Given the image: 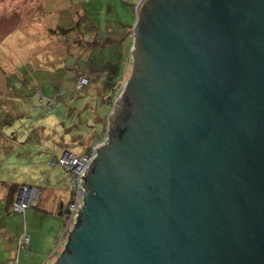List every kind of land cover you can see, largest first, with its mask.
I'll return each instance as SVG.
<instances>
[{
	"label": "water",
	"instance_id": "water-1",
	"mask_svg": "<svg viewBox=\"0 0 264 264\" xmlns=\"http://www.w3.org/2000/svg\"><path fill=\"white\" fill-rule=\"evenodd\" d=\"M133 35L52 264H264V0H139Z\"/></svg>",
	"mask_w": 264,
	"mask_h": 264
},
{
	"label": "rangeland",
	"instance_id": "rangeland-1",
	"mask_svg": "<svg viewBox=\"0 0 264 264\" xmlns=\"http://www.w3.org/2000/svg\"><path fill=\"white\" fill-rule=\"evenodd\" d=\"M138 2L0 0V264H52L64 249L55 240L64 217L55 213L72 186L65 169L50 160L64 144L82 153L105 136L103 118L113 107L103 99L104 77L78 88V75L87 65L102 69L112 62L122 90L131 72ZM48 99L57 100L53 112L45 107ZM24 184L40 188V196L25 212L13 211L12 188ZM46 200L50 210L43 208ZM27 235L41 248L34 242L20 248Z\"/></svg>",
	"mask_w": 264,
	"mask_h": 264
},
{
	"label": "built area",
	"instance_id": "built-area-1",
	"mask_svg": "<svg viewBox=\"0 0 264 264\" xmlns=\"http://www.w3.org/2000/svg\"><path fill=\"white\" fill-rule=\"evenodd\" d=\"M88 82L89 78L87 76H82L78 82V88L82 87ZM116 100H114V103L116 102ZM48 106L49 110L54 108V102L50 99L48 100ZM103 140L93 142V144L87 149V151L81 154H77L73 149H66L58 159L54 160L51 163L52 165L60 164L69 171L72 185L71 197L67 202L66 211L64 213L66 226L64 233L58 236L59 242L67 241L66 238L68 239L70 230L74 227L75 223H77V215H79V210L81 208L79 205L83 206L84 204V190L82 187L83 184L81 183V177L86 167L89 166L93 157L97 154V148ZM38 196V187L26 184L19 186L13 200V210L18 212H25L33 205ZM29 244L30 237L27 235L20 239L19 247L29 248Z\"/></svg>",
	"mask_w": 264,
	"mask_h": 264
},
{
	"label": "trees",
	"instance_id": "trees-1",
	"mask_svg": "<svg viewBox=\"0 0 264 264\" xmlns=\"http://www.w3.org/2000/svg\"><path fill=\"white\" fill-rule=\"evenodd\" d=\"M62 33H67V30L65 29V28H63L62 29ZM67 36V38H68V35H66ZM77 37H79V36H77ZM64 38H65V36H64ZM97 44L98 42H96V41H93V44ZM87 49H89V48H87ZM79 78H81L82 76H87L88 78H89V82L91 81V77H94V79H97L98 77H104L103 78V80L105 81V84H104V90H106L107 89V92H105L104 93V97H103V99H104V101H106L109 105H111L112 107H113V104H114V100H116V98H118L119 97V94H120V90H121V87H117V86H115L116 85V83H118L120 80V78H121V76L122 75H119V73H118V70H117V66H114L113 64H112V62H109V65H108V67H105V68H102V69H96V68H94L93 66H91V65H87V67H86V69L85 70H83L79 75ZM80 80V79H79ZM88 82V83H89ZM77 87H78V84H77ZM80 88H82V87H80ZM49 100V99H48ZM48 100L46 101V104H45V107L47 108V110L49 111V112H53V111H55L56 110V107H57V100L56 99H50V100H52L53 102H54V108L53 109H51V110H49V106H48ZM103 118V116L100 118V119H102ZM104 119V121H105V136L104 137H98L96 140H94L93 142H95V141H100V140H103L106 136H107V131H108V127H109V122H110V114H109V116L106 118H103ZM93 142H91L90 144H89V147L93 144ZM73 146H75V147H77L78 148V145H73ZM88 147V148H89ZM87 148V149H88ZM66 149H73L74 150V152H76L77 154H81V153H79V152H77L74 148H72V147H65L64 149H63V151H61V153L59 154V155H55L53 158H51V160H50V165L51 166H61V167H63L62 165H60V164H57V165H52L51 163L54 161V160H56V159H58L60 156H61V154L64 152V150H66ZM87 149L85 150V151H87ZM85 151H83L82 153H84ZM64 169H65V171H67L68 173H69V171L65 168V167H63ZM69 176H70V173H69ZM70 180H71V177H70ZM19 186V185H18ZM18 186H13V188H12V190H13V193H11V207H12V210H13V206H12V203H13V200H14V197H15V193H16V191H17V188H18ZM72 186V185H71ZM39 191H40V189H39ZM40 193V192H39ZM71 193H72V191H71ZM40 195V194H39ZM71 197V196H70ZM70 199V198H69ZM66 205H67V203H66ZM66 205H65V208L63 209V211H62V216L64 217V213H65V211H66ZM13 211H15V210H13ZM64 223H65V219H64ZM65 226H66V223H65ZM59 236V235H58ZM58 236L56 237V242H57V248H59L60 246H62V245H64V243L65 242H63V241H61V242H59V238H58ZM65 247V246H64Z\"/></svg>",
	"mask_w": 264,
	"mask_h": 264
},
{
	"label": "crops",
	"instance_id": "crops-1",
	"mask_svg": "<svg viewBox=\"0 0 264 264\" xmlns=\"http://www.w3.org/2000/svg\"><path fill=\"white\" fill-rule=\"evenodd\" d=\"M65 147H72V148H74L75 150H76V147L75 146H73V145H70L69 143L68 144H64L63 145V147H61V151H63V149L65 148ZM67 172V171H66ZM67 174H68V176H69V173L67 172ZM70 177V176H69ZM1 181V180H0ZM16 186H18V185H16ZM40 189V188H39ZM56 191H59L58 189H56ZM40 196V195H39ZM71 196V195H70ZM39 198V197H38ZM61 201V200H60ZM69 201V200H68ZM46 203V204H45ZM44 204H43V208H45V210H50V208H51V204L49 203V201L48 200H46V202H45ZM65 205H66V202H63V201H61L60 202V205H59V207H58V209H57V211H56V213L55 214H58L59 216H61L62 215V211H63V209L65 208ZM64 230H65V228L60 232V233H58L57 234V236L58 235H61V234H63L64 233ZM56 236V237H57ZM56 239V238H55ZM38 238L37 239H35V238H32V237H30V244H29V248H31V245L33 244L32 242H34V246L36 245V248H41L40 247V244L38 243Z\"/></svg>",
	"mask_w": 264,
	"mask_h": 264
}]
</instances>
